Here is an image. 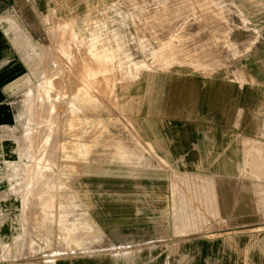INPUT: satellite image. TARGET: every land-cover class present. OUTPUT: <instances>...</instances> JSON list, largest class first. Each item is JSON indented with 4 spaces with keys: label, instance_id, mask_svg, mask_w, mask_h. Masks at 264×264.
Returning a JSON list of instances; mask_svg holds the SVG:
<instances>
[{
    "label": "rangeland",
    "instance_id": "374dc122",
    "mask_svg": "<svg viewBox=\"0 0 264 264\" xmlns=\"http://www.w3.org/2000/svg\"><path fill=\"white\" fill-rule=\"evenodd\" d=\"M260 1L0 0V264H264V96L235 167L193 166L236 176L162 160L132 117L164 74L264 90Z\"/></svg>",
    "mask_w": 264,
    "mask_h": 264
},
{
    "label": "crops",
    "instance_id": "0c3cea01",
    "mask_svg": "<svg viewBox=\"0 0 264 264\" xmlns=\"http://www.w3.org/2000/svg\"><path fill=\"white\" fill-rule=\"evenodd\" d=\"M263 3L260 1V5L244 9L249 18L260 25L264 23ZM1 42L0 60L11 55L10 46ZM247 44L244 42L248 49L254 45ZM258 48L264 49V40ZM261 57L259 64L264 67V52ZM18 69V66L6 67L0 71V80L12 79ZM261 73H264V68ZM254 78L264 80V77ZM159 79L161 84H147L145 104L139 106L136 112L132 110V117L144 134V142L154 146L159 158L176 163L179 169L188 167L183 165V161H205L209 155H217L214 159L230 160L235 167L234 161L238 160L236 153L244 152V142L250 140V129L256 127L251 120L255 98L264 96V90L253 89L250 84L238 86L233 80L216 76L164 74ZM247 145L250 146V143L247 142ZM189 167L194 168L195 176L237 175L236 172L211 175ZM120 214L128 222V216L133 213Z\"/></svg>",
    "mask_w": 264,
    "mask_h": 264
},
{
    "label": "bare ground",
    "instance_id": "6f19581e",
    "mask_svg": "<svg viewBox=\"0 0 264 264\" xmlns=\"http://www.w3.org/2000/svg\"><path fill=\"white\" fill-rule=\"evenodd\" d=\"M173 53H176L175 52V50L174 51H172ZM178 55H180V54H178ZM101 69H102V67H101V65H98V67H97V69H95L94 70V74H97V73H101ZM3 70V69H2ZM4 71V70H3ZM6 72V71H5ZM86 73V72H85ZM7 74H9V73H7ZM4 78V77H3ZM6 78V77H5ZM80 84V83H79ZM78 84V85H79ZM89 101L90 100H88V99H86V98H83V97H79V102L84 106L85 105V103L86 104H90L89 103ZM92 101V100H91ZM93 102V101H92ZM188 114V113H187ZM192 118V117H191ZM71 139V138H70ZM73 139V138H72ZM77 144V143H76ZM102 144L101 143H99V142H96L95 143V145H92L91 147L90 146H86V147H84V145H82L81 143H78L77 144V151L78 152H81V153H89V149L90 148H98L99 146H101ZM123 150V149H122ZM123 152H125L124 150H123ZM125 155V157H127V155L129 154V153H124ZM184 157V156H183ZM182 157V158H183ZM219 158V157H218ZM185 160V159H184ZM87 164V163H86ZM85 164V165H86ZM185 164L186 165H189V166H197V167H203V165H201L200 163H199V161H194V160H187V161H185ZM88 165V164H87ZM87 169V168H86ZM85 169V170H86ZM93 171V168H90V173ZM257 175H259V174H257Z\"/></svg>",
    "mask_w": 264,
    "mask_h": 264
}]
</instances>
